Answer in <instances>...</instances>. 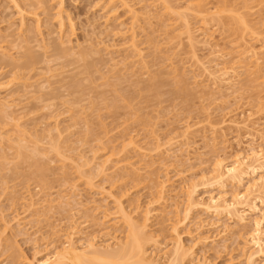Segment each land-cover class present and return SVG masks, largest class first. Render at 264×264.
Returning <instances> with one entry per match:
<instances>
[{
  "label": "rangeland",
  "instance_id": "obj_1",
  "mask_svg": "<svg viewBox=\"0 0 264 264\" xmlns=\"http://www.w3.org/2000/svg\"><path fill=\"white\" fill-rule=\"evenodd\" d=\"M263 22L264 0H0V264L55 253L70 223L79 247L134 227L145 260L180 242V264H249L251 224L186 212L184 189L245 187L213 166L263 143Z\"/></svg>",
  "mask_w": 264,
  "mask_h": 264
},
{
  "label": "bare ground",
  "instance_id": "obj_2",
  "mask_svg": "<svg viewBox=\"0 0 264 264\" xmlns=\"http://www.w3.org/2000/svg\"><path fill=\"white\" fill-rule=\"evenodd\" d=\"M263 25L264 22L262 23V26ZM249 44L248 45L246 44L247 46L243 51V55L248 54L247 56L252 59H254L255 57L256 63L257 64L260 63L258 50H256L257 48L256 47L254 48L252 46V43L251 45ZM247 135L249 134L247 133ZM252 137L250 136L249 138ZM256 137L257 136H254V138H252L253 141H251V139L249 140V142L251 143H249L248 141H247L248 143L245 142V144L247 143L249 145L248 148L246 149L244 148L245 151L240 150L242 148L239 149L240 151L236 150L234 155H232L233 159L232 160L230 159V162L227 161L228 160L227 156L222 157V155H220L215 160L213 166V171H214L213 173L215 178L219 179L220 181L231 180V182L236 183L237 186L245 185L243 190L240 191L237 190L238 189L237 188L236 189L237 191H232V193L224 192V191L219 192V194L209 193L210 194L209 198L207 199L206 202H203L202 199L198 201V200H194L195 198H193V196L195 195L193 192L196 191V186H194L195 185L194 183H190L192 184V189L193 190L195 189L194 191L193 190L191 191L190 184L188 185L190 189L189 188L184 189V190H188L187 191L188 197H185L184 199L186 200L185 204L187 206V208L185 207V210H187L186 212H188V210H190L193 206L199 204L205 206L207 209L210 210L213 209L214 211H217L219 213L222 211H227L231 213L236 218H238L236 222H239L240 224H242V226L249 223L251 224L252 227L249 232V239L247 240V243L252 244L253 249L255 247V251L249 253L247 256L249 264H256V262L254 261L255 255L256 254L258 255L259 253H264V171L261 173L258 172L259 174L255 176L258 170L264 169V144H263L264 139L262 140L264 136L262 137L260 136L261 138L259 137V139L263 141L262 143L263 145L260 142L256 143L257 142ZM239 139L237 141V143L239 142L238 146H240V144L243 142V139H241L242 142H240L241 140ZM254 139L256 141L255 142L256 144L254 143ZM248 172H252V174L250 173L249 174L250 175L254 174V176H251V178L249 177L248 178L249 180H247L246 183L244 182V180L246 178V175H248ZM220 184L222 185L223 183ZM158 187H160V184ZM158 192H159V195L157 193L158 198L159 196L162 197L164 193V183H161V189L159 188ZM146 211L148 212L149 210ZM70 225H72L71 228H69L70 226L69 227L67 226L70 230L69 233L68 234L65 233L66 236H69L68 237L69 240L67 239L68 243L64 247L58 248V250L56 249L55 253H51L52 255L51 254L46 255V257L39 258L36 262H30L29 264H159V262L157 263L154 261H149L147 258L146 260H148L149 262L145 260L144 258L145 251L142 243V241L145 240L144 235L142 232L141 234L140 232L136 231L134 227L133 229L131 228L129 235H127L128 238L125 243L123 244L118 243L119 245L116 243L118 247L115 249H111L113 248L112 246L114 242L112 243V245L111 243H107L102 248H106V250L109 248L111 250L106 251L104 249L100 250L99 248L100 245L99 246L96 245L97 243L96 237L98 236H96L95 234H93L94 235L93 238L89 237L92 234L91 235L88 234V236H86L87 240H85L84 243L81 244V247L76 245V240L74 241L73 235L78 233V231L76 233L75 230L77 229V227L75 228L74 223L72 224L70 223ZM113 238H115V236ZM179 243L178 244L176 243L177 245H175V247L173 248L174 250L170 251L166 249V252L164 251L167 254L168 258L172 254V259L170 264L183 263L184 257L185 255H187L186 252H184V249L182 248L183 246L181 245V243L180 244ZM101 245L103 246L104 244ZM170 258L168 260H170Z\"/></svg>",
  "mask_w": 264,
  "mask_h": 264
}]
</instances>
